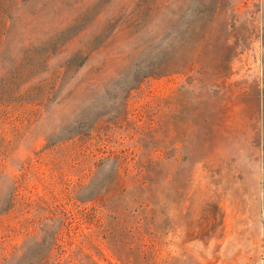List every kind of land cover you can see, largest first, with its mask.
<instances>
[{
	"label": "rangeland",
	"instance_id": "1",
	"mask_svg": "<svg viewBox=\"0 0 264 264\" xmlns=\"http://www.w3.org/2000/svg\"><path fill=\"white\" fill-rule=\"evenodd\" d=\"M10 11L0 264H264V0ZM225 38L241 39L228 65ZM208 42L204 89L185 74L136 87Z\"/></svg>",
	"mask_w": 264,
	"mask_h": 264
},
{
	"label": "trees",
	"instance_id": "2",
	"mask_svg": "<svg viewBox=\"0 0 264 264\" xmlns=\"http://www.w3.org/2000/svg\"><path fill=\"white\" fill-rule=\"evenodd\" d=\"M16 1L18 0H0V49L8 32L10 18H12L10 6L16 3ZM222 44L224 48L222 57L224 62L228 65L232 56H234V53L238 50L239 45L241 44V39H239L235 44H231V39L225 38L222 41ZM212 46V43L208 42L204 48L202 47L200 52L195 54L192 58L185 60L182 64L167 61L159 66L151 68V70H147V72L139 78L136 87L141 86L149 76L163 77L173 74H185L188 78L187 83L184 85L186 89H204L206 86L204 76L207 74V70L212 66L211 63L208 62L209 60L205 58V52H207V50H209ZM215 85L220 86L221 84L215 83ZM167 102L161 100L159 107H166ZM158 125H161V123H158ZM144 183L146 184L147 181L145 180Z\"/></svg>",
	"mask_w": 264,
	"mask_h": 264
}]
</instances>
